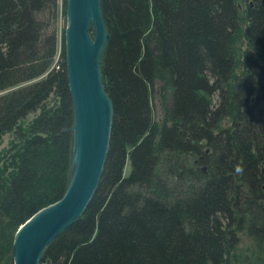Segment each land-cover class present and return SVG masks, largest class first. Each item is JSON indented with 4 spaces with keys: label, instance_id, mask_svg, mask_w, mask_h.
<instances>
[{
    "label": "trees",
    "instance_id": "1",
    "mask_svg": "<svg viewBox=\"0 0 264 264\" xmlns=\"http://www.w3.org/2000/svg\"><path fill=\"white\" fill-rule=\"evenodd\" d=\"M59 10L66 0H0V264L19 225L67 184ZM101 12L107 155L81 217L40 261L247 264L231 258L242 236L264 250V0H101ZM162 73L170 98L159 124Z\"/></svg>",
    "mask_w": 264,
    "mask_h": 264
},
{
    "label": "water",
    "instance_id": "2",
    "mask_svg": "<svg viewBox=\"0 0 264 264\" xmlns=\"http://www.w3.org/2000/svg\"><path fill=\"white\" fill-rule=\"evenodd\" d=\"M64 55L71 99L67 184L61 198L18 227L11 264H39L47 246L76 222L89 204L106 159L113 118L101 68L109 34L101 0H66Z\"/></svg>",
    "mask_w": 264,
    "mask_h": 264
},
{
    "label": "rangeland",
    "instance_id": "3",
    "mask_svg": "<svg viewBox=\"0 0 264 264\" xmlns=\"http://www.w3.org/2000/svg\"><path fill=\"white\" fill-rule=\"evenodd\" d=\"M60 10L62 2H59ZM58 18L55 22V31L60 40L61 34H64L65 26H66V17L65 14L60 12ZM66 11V10H65ZM243 44V43H242ZM166 73L161 74L160 79L155 80V84L152 90V107H153V117L156 122L159 124L166 119V110L168 109L169 105V98H170V89H169V79L168 76L165 75ZM33 117L32 114L28 116V119ZM224 124V123H223ZM9 140V136L5 135L3 137V141L1 144V148L7 145ZM129 171V163L127 162L125 167V174ZM234 259L237 257L238 259L245 260L247 264H258L260 260L264 259V250L262 251L257 247L255 243H251L249 240L245 238V236L241 237V241L239 242L236 249L233 251ZM232 255V256H233ZM247 256V257H246ZM11 264V258H10Z\"/></svg>",
    "mask_w": 264,
    "mask_h": 264
},
{
    "label": "bare ground",
    "instance_id": "4",
    "mask_svg": "<svg viewBox=\"0 0 264 264\" xmlns=\"http://www.w3.org/2000/svg\"><path fill=\"white\" fill-rule=\"evenodd\" d=\"M65 50V49H64ZM59 53H60V41H58V50H57V56L55 58V61L53 63V67H55V69H58V61H59ZM65 56V55H64ZM64 62H65V57H64ZM40 79V78H39ZM96 191V190H95ZM95 193V192H94ZM94 195V194H93ZM93 197V196H92ZM36 213V212H35ZM24 223V222H23ZM20 226V225H19ZM18 229V228H17ZM17 231V230H16ZM16 233V232H15ZM15 235V234H14ZM14 239V238H13ZM39 264H49L48 262H39Z\"/></svg>",
    "mask_w": 264,
    "mask_h": 264
},
{
    "label": "clouds",
    "instance_id": "5",
    "mask_svg": "<svg viewBox=\"0 0 264 264\" xmlns=\"http://www.w3.org/2000/svg\"><path fill=\"white\" fill-rule=\"evenodd\" d=\"M243 77H244V76H242L241 78H243ZM241 78H240V79H241Z\"/></svg>",
    "mask_w": 264,
    "mask_h": 264
}]
</instances>
